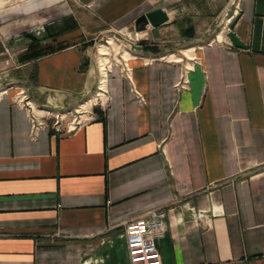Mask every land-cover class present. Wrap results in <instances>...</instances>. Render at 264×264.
Wrapping results in <instances>:
<instances>
[{
    "label": "crops",
    "instance_id": "crops-1",
    "mask_svg": "<svg viewBox=\"0 0 264 264\" xmlns=\"http://www.w3.org/2000/svg\"><path fill=\"white\" fill-rule=\"evenodd\" d=\"M70 1L108 26L170 15V0ZM229 3L222 40L177 59L144 49L114 62L105 108L89 48L18 61L38 38L12 33L23 19L67 40L69 0L5 6L0 264H130L126 224L156 209L163 264H264V0ZM53 9L61 18L42 24ZM10 39L21 45L13 54Z\"/></svg>",
    "mask_w": 264,
    "mask_h": 264
},
{
    "label": "rangeland",
    "instance_id": "rangeland-1",
    "mask_svg": "<svg viewBox=\"0 0 264 264\" xmlns=\"http://www.w3.org/2000/svg\"><path fill=\"white\" fill-rule=\"evenodd\" d=\"M228 1L230 2L231 0L166 1L164 4L168 6L170 11V21L160 27L154 28L149 26L145 31L137 32L134 22L126 26L105 25L96 19L91 12L78 7L73 1L69 0L71 10L67 9V12L72 11L70 14L76 19L74 20V26L68 25L69 27L66 30L69 34L67 35V40H63L58 35L62 33L59 29L52 35L49 33L48 36H46V30L37 32L36 28L41 23L36 22V19H32L31 21L33 23L36 22L34 25H28L31 24L29 23L30 20L23 19L22 22L25 21L27 24L20 25L21 27H17L18 29L12 31V33L23 32L27 36L28 34L31 35V33H37L36 36L42 41H48L49 39L56 41L63 40L69 46L78 43L82 47L89 48L91 55L97 62L98 69L103 67L105 63L112 65L114 62L122 59V57L126 58L132 51H137L134 48L135 45H143V43L156 46L158 50L157 54L165 55L166 59H177L187 49L223 39L222 34L230 27L228 18L234 12V5L232 3L226 5ZM54 10L56 9L44 12L41 19L42 24L44 22L57 21L61 18L62 12ZM12 41L10 39L12 46L9 43L7 50L13 54L16 48H19L21 45L18 43V46H13L14 43ZM102 49L105 50L102 51ZM193 51L189 53L190 56H192ZM13 57L15 59L16 55ZM58 118L62 120L61 116Z\"/></svg>",
    "mask_w": 264,
    "mask_h": 264
},
{
    "label": "built area",
    "instance_id": "built-area-1",
    "mask_svg": "<svg viewBox=\"0 0 264 264\" xmlns=\"http://www.w3.org/2000/svg\"><path fill=\"white\" fill-rule=\"evenodd\" d=\"M100 68L104 75L111 65L107 63ZM102 84V82H100ZM108 103V93L104 86L100 85L95 96V104L105 108ZM59 116L55 125L59 126ZM77 122V120H76ZM163 210H152L148 215L134 219L126 224L125 236L130 264H163L162 253L157 240L164 235Z\"/></svg>",
    "mask_w": 264,
    "mask_h": 264
},
{
    "label": "trees",
    "instance_id": "trees-1",
    "mask_svg": "<svg viewBox=\"0 0 264 264\" xmlns=\"http://www.w3.org/2000/svg\"><path fill=\"white\" fill-rule=\"evenodd\" d=\"M58 35H62L61 33ZM56 39V38H55ZM146 51L158 53L157 47L154 45H148L143 43ZM69 44L52 39L51 41H42L36 37H32L31 42L27 46L26 50L19 55V61L25 63L28 61L36 60L38 58L50 55L62 49H65Z\"/></svg>",
    "mask_w": 264,
    "mask_h": 264
},
{
    "label": "water",
    "instance_id": "water-1",
    "mask_svg": "<svg viewBox=\"0 0 264 264\" xmlns=\"http://www.w3.org/2000/svg\"><path fill=\"white\" fill-rule=\"evenodd\" d=\"M170 21L169 13L163 8H156L147 12H144L138 16L135 20V29L137 32L145 31L149 26L157 28ZM135 49L144 50L143 45H135Z\"/></svg>",
    "mask_w": 264,
    "mask_h": 264
},
{
    "label": "clouds",
    "instance_id": "clouds-1",
    "mask_svg": "<svg viewBox=\"0 0 264 264\" xmlns=\"http://www.w3.org/2000/svg\"><path fill=\"white\" fill-rule=\"evenodd\" d=\"M18 3V0H0V12L5 11V6L10 5L12 7H15Z\"/></svg>",
    "mask_w": 264,
    "mask_h": 264
},
{
    "label": "bare ground",
    "instance_id": "bare-ground-1",
    "mask_svg": "<svg viewBox=\"0 0 264 264\" xmlns=\"http://www.w3.org/2000/svg\"><path fill=\"white\" fill-rule=\"evenodd\" d=\"M104 50H105V49H102V51H104ZM188 51H189V50H188ZM188 51H187L186 53L189 55V52H188ZM104 53H105V52H104ZM104 53H103V54H104ZM104 83H105V78H104V76H102V84H101V85L104 86Z\"/></svg>",
    "mask_w": 264,
    "mask_h": 264
}]
</instances>
